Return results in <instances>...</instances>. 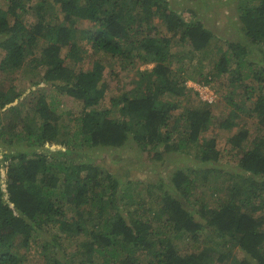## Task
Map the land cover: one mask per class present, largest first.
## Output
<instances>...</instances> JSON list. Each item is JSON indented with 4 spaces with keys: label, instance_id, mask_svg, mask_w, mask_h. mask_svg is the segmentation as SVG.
Instances as JSON below:
<instances>
[{
    "label": "trees",
    "instance_id": "16d2710c",
    "mask_svg": "<svg viewBox=\"0 0 264 264\" xmlns=\"http://www.w3.org/2000/svg\"><path fill=\"white\" fill-rule=\"evenodd\" d=\"M3 1L0 70L29 64L36 71L26 97L0 87V142L9 149L0 159V264H30L24 249L34 239L43 240V264H264V66L245 72L240 61L252 49L264 54V0H237L240 40L218 48L200 82L208 87L213 72L228 77L223 99L233 110L222 127L231 129V118L255 121V135L246 124L228 139L239 153L234 165L221 163L214 138L201 139L214 123L212 103L195 90V101L186 97L193 50L209 46L213 35L200 20L185 21L173 6L177 0ZM84 21L93 29H79ZM83 41L97 55L88 70L78 69ZM138 62L154 66L100 109L106 75L120 77ZM238 86L245 94L232 96ZM62 95L81 104L67 124L55 111ZM127 143L163 161V169L168 157L189 160L168 182L129 193L117 171L84 152ZM216 178L227 197L210 207L198 194ZM83 236L88 239L78 243ZM181 238L190 240L192 251L178 250ZM65 241L77 246L59 259Z\"/></svg>",
    "mask_w": 264,
    "mask_h": 264
},
{
    "label": "rangeland",
    "instance_id": "374dc122",
    "mask_svg": "<svg viewBox=\"0 0 264 264\" xmlns=\"http://www.w3.org/2000/svg\"><path fill=\"white\" fill-rule=\"evenodd\" d=\"M237 0H196V1H186V0H177L173 2V6L176 7L178 11H182V18L185 21L189 20H200L203 26L211 31L213 37L209 46L201 50H193L195 53V59L192 60L187 67L186 78V86L189 88L186 97L190 99H197L196 96H192V92L198 91L199 98L208 101L211 104V112L213 115V122L216 123L211 126L210 130L206 132L204 135L205 138L201 139H209L214 138L216 141L217 149L221 152V163L224 165H234L238 160L239 153L236 154L235 151H231V147L228 144V139H230L234 133H236L240 127H244L246 124L250 128L251 137L254 134L255 129V121L250 118L241 117V119H230V121L234 122V125L231 129H226L220 125L222 121L227 119L231 114L230 112L233 110V107L230 103H226L223 99L224 94L228 91L225 87L228 82V77L226 75L221 76H213L215 72L212 73V80L209 83V86L203 87L200 82L204 80L202 77H207L210 74L212 68V60H215L218 57L217 51L218 48L225 51L227 49V42H237L239 41V36L236 35L235 24L236 15H235V6ZM5 1H0V6L5 9ZM190 12V13H189ZM188 13V14H187ZM22 19H29L32 21V17L25 15L22 16ZM157 23V22H156ZM79 29H88L92 30L93 26L84 21L79 25ZM160 27H158V30ZM216 34V36L214 35ZM157 35V34H154ZM158 35L165 36V33L159 31ZM174 51L182 52L181 47L178 45L175 46ZM80 47L83 51V62L78 65V69L88 70L91 69L92 64L97 58V55L93 53L92 47L90 43L85 41L80 44ZM4 53L0 51V61L3 58ZM216 57H215V56ZM243 67V71L247 72L248 70L253 69L257 71L259 67L264 66V54L259 52L256 49L249 50V54L240 59ZM250 63V64H249ZM154 63L151 64H143L141 62L136 63V65L132 69H128L125 73L120 72V77L113 79L112 74H107L105 77V81L109 84V88L106 91L105 98L101 102L99 108L100 109H108L110 105V99L115 95L121 94L124 88H128L132 85L133 81L137 79V76L142 71H149L153 68ZM252 66V67H251ZM172 67L178 69V64L173 63ZM234 67V66H233ZM117 70L119 68H116ZM36 69H34L29 64L23 66L21 69L15 72L4 73V71L0 70V87L5 88L6 90L9 87L17 88L21 92L24 93V97L28 96V92L30 85L33 83L32 79L35 77ZM110 72V71H109ZM202 74V76H199ZM224 85V86H223ZM248 85L253 86V79L250 78L248 80ZM44 87H46L44 85ZM132 87V86H131ZM130 87V88H131ZM238 88V89H237ZM237 88H232V96L233 95H243L245 94V90H243L242 86H238ZM242 93V94H240ZM232 100L236 103L242 102L240 97L235 96L232 97ZM196 103V102H195ZM56 114L60 115L62 123H69L72 117L76 115L78 111H81V104L76 100L71 99L70 97H65L64 95L59 96L56 101ZM248 103L244 107L247 106ZM3 112V111H1ZM0 112V120L2 121L5 117L3 113ZM230 118V117H229ZM59 121L58 123H60ZM15 148V146L13 147ZM59 146H52L50 149H57ZM9 149L5 148V146L0 142V159L2 158V153H7L9 155ZM84 150V149H83ZM82 150V151H83ZM88 155L94 156L96 159V163L102 165L103 167H109L112 171H117V178L122 180V187L129 193H138L142 192L145 194V190L147 189L149 183L155 182L156 180L164 179V181L168 182L170 180V175L181 165L186 164L185 159H188V156L184 155L183 158L176 159L175 156L168 157L167 161H165V169H163L162 164L163 161L157 160H149V157L145 156L138 151L136 146L132 143H127L122 148L116 149H98L93 148L86 150ZM3 153V154H5ZM83 155V154H82ZM87 155V156H88ZM84 156L83 157H87ZM177 161V162H176ZM189 166H192L189 164ZM3 176L5 175L4 170H1ZM163 177H160L161 175ZM137 181L139 183H137ZM223 184L220 178L212 179L211 182L207 184L205 189V193L203 196L198 194V199L201 202H205L210 207L215 206V199L218 200V196L225 199L227 195L222 190L221 185ZM215 187V188H214ZM220 192L216 189H219ZM155 194L158 192L155 189H151ZM214 195V196H213ZM48 235H43V239ZM42 238V237H41ZM86 237L83 236V239L79 238V242L85 241ZM42 240V239H41ZM34 239L31 244L24 249L26 251V256L29 259L30 264H43L41 258V247L43 246V240ZM77 242H63V247L56 252V256L59 259L66 256L65 259H68L70 253H72L76 246ZM178 250L180 252L189 253L192 251L190 248L192 243L190 240H186L185 238H181L175 242ZM184 251V252H183ZM237 257L241 258L240 252L237 251Z\"/></svg>",
    "mask_w": 264,
    "mask_h": 264
},
{
    "label": "clouds",
    "instance_id": "9594fccd",
    "mask_svg": "<svg viewBox=\"0 0 264 264\" xmlns=\"http://www.w3.org/2000/svg\"><path fill=\"white\" fill-rule=\"evenodd\" d=\"M236 19V18H235ZM234 23H236V21H234Z\"/></svg>",
    "mask_w": 264,
    "mask_h": 264
}]
</instances>
